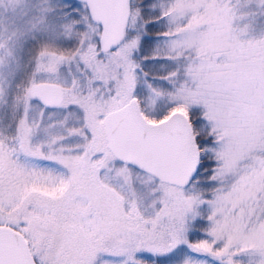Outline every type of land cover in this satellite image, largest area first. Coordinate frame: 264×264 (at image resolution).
Returning <instances> with one entry per match:
<instances>
[{
  "label": "snow or ice",
  "instance_id": "obj_1",
  "mask_svg": "<svg viewBox=\"0 0 264 264\" xmlns=\"http://www.w3.org/2000/svg\"><path fill=\"white\" fill-rule=\"evenodd\" d=\"M0 264H264V0H0Z\"/></svg>",
  "mask_w": 264,
  "mask_h": 264
}]
</instances>
